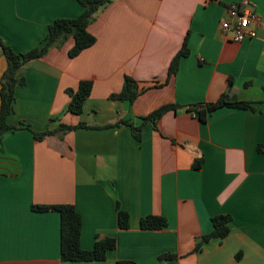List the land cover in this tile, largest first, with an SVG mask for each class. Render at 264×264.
<instances>
[{
    "label": "crops",
    "instance_id": "crops-1",
    "mask_svg": "<svg viewBox=\"0 0 264 264\" xmlns=\"http://www.w3.org/2000/svg\"><path fill=\"white\" fill-rule=\"evenodd\" d=\"M243 2L259 16L257 36L235 42L220 23L229 5ZM81 11L76 0H0V39L26 52L55 19ZM87 29L95 43L77 56H68L69 37L17 72L24 83L15 87L9 124L90 128L40 141L25 128L3 135L0 264H165L157 256L167 252L178 255L173 264H264V0H112ZM187 33L189 55L166 82ZM5 67L0 46V77ZM125 75L147 87L131 104L108 98ZM81 80L92 89L76 115L66 90ZM223 93L255 109L219 108L205 122L171 110L142 125L139 140L128 124L105 127L139 126L163 104L214 102ZM117 202L129 213L128 229L118 226ZM53 204H72L81 215L82 248L112 236L115 249L101 261L61 260L59 214L31 209ZM149 214L164 217L166 227L141 229ZM218 214L231 216L228 235L204 241Z\"/></svg>",
    "mask_w": 264,
    "mask_h": 264
},
{
    "label": "trees",
    "instance_id": "trees-1",
    "mask_svg": "<svg viewBox=\"0 0 264 264\" xmlns=\"http://www.w3.org/2000/svg\"><path fill=\"white\" fill-rule=\"evenodd\" d=\"M82 8L79 15L72 18H57L47 27L46 35L40 45L26 51L15 52L11 47L5 45L0 39V46L6 61V67L0 77V141L6 132H13L19 128H25L31 131L35 140H43L49 135H63L68 131L78 128H90L84 122H78L75 125L60 123L57 127L46 128L43 131H34L31 127L23 123L20 127L8 123V117L13 112V103L15 100V87L23 84V78L17 77L20 67L26 62L38 59L48 52L52 47H60L69 37L73 39V45L68 50L69 57H75L84 49L95 43V36L88 31L89 24L95 20L99 11L112 0H76ZM188 33L183 39L180 49L172 57L167 69L166 82L172 78L178 71L181 58L189 55L188 49ZM229 80V84H230ZM164 83H160L159 86ZM158 86L157 83L153 84ZM247 85V84H246ZM92 89L91 80H81L76 89L68 88L66 91L69 95L67 110L73 114L79 115L83 110V103L89 97ZM147 87H140L139 82L129 75H125L121 90L111 93L108 98L111 100L127 101L133 103L137 97L146 90ZM227 94L223 93L214 102H199L192 105H182L179 103H166L154 109L145 116L140 117L139 126H133L125 120H120L109 126H118L120 124H128L133 130L134 137L140 139V129L147 122L156 125L157 121L168 111H176L185 109L192 113L200 122H205L207 118L217 109L223 107H233L253 111L255 109L253 101L245 100H227ZM195 166L199 167V160L195 162ZM31 209L39 212L55 211L60 217V258L63 261H101L107 257L110 250L115 249L116 239L112 236H100L94 242L91 249H84L80 244L81 234V215L76 211L72 204H53V205H31ZM117 222L120 229L129 228V213L122 209L119 203H116ZM231 216L229 214H218L211 218L213 230L204 235L203 240L207 241L211 238L222 239L228 235L230 231ZM166 219L159 215H146L140 218L139 226L141 229H162L166 227ZM201 244H197L193 252L199 251ZM178 259V255L174 253H161L157 256V260L165 262V264H173ZM115 264H140L131 259H119Z\"/></svg>",
    "mask_w": 264,
    "mask_h": 264
},
{
    "label": "built area",
    "instance_id": "built-area-1",
    "mask_svg": "<svg viewBox=\"0 0 264 264\" xmlns=\"http://www.w3.org/2000/svg\"><path fill=\"white\" fill-rule=\"evenodd\" d=\"M227 14L228 17L220 25L223 33L229 34L231 40L241 42L257 36L255 26L259 16L246 6V2L229 5Z\"/></svg>",
    "mask_w": 264,
    "mask_h": 264
},
{
    "label": "water",
    "instance_id": "water-1",
    "mask_svg": "<svg viewBox=\"0 0 264 264\" xmlns=\"http://www.w3.org/2000/svg\"><path fill=\"white\" fill-rule=\"evenodd\" d=\"M235 98H236V95L234 93L230 98H227V100L232 101V100H235Z\"/></svg>",
    "mask_w": 264,
    "mask_h": 264
}]
</instances>
